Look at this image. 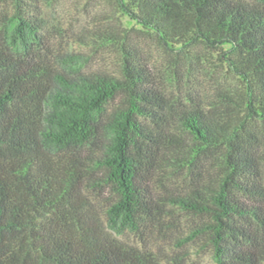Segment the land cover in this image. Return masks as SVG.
<instances>
[{
    "label": "trees",
    "instance_id": "1",
    "mask_svg": "<svg viewBox=\"0 0 264 264\" xmlns=\"http://www.w3.org/2000/svg\"><path fill=\"white\" fill-rule=\"evenodd\" d=\"M53 1L0 0V264H264V0H112L116 71Z\"/></svg>",
    "mask_w": 264,
    "mask_h": 264
},
{
    "label": "rangeland",
    "instance_id": "2",
    "mask_svg": "<svg viewBox=\"0 0 264 264\" xmlns=\"http://www.w3.org/2000/svg\"><path fill=\"white\" fill-rule=\"evenodd\" d=\"M43 14L47 28L55 35L57 44L63 45L68 52H81L84 58L85 69L117 70V57L111 47L100 46L93 43L92 32L103 25H111L115 20V8L112 0H55L43 6ZM135 38L146 49L156 69L163 68L170 62L168 54L150 38L135 33ZM172 89V86H171ZM184 232H171L169 243L176 249L179 236ZM132 235H128L130 239ZM137 242V239L132 237ZM152 242H149V246ZM184 264H215L209 254L199 253L195 248H189ZM190 259V260H189Z\"/></svg>",
    "mask_w": 264,
    "mask_h": 264
}]
</instances>
